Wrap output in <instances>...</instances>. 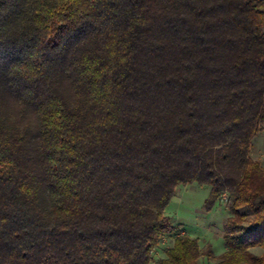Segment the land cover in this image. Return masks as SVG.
Returning <instances> with one entry per match:
<instances>
[{"label": "trees", "instance_id": "1", "mask_svg": "<svg viewBox=\"0 0 264 264\" xmlns=\"http://www.w3.org/2000/svg\"><path fill=\"white\" fill-rule=\"evenodd\" d=\"M259 132L264 0H0V264H151L193 183L225 252L158 264H264Z\"/></svg>", "mask_w": 264, "mask_h": 264}, {"label": "rangeland", "instance_id": "2", "mask_svg": "<svg viewBox=\"0 0 264 264\" xmlns=\"http://www.w3.org/2000/svg\"><path fill=\"white\" fill-rule=\"evenodd\" d=\"M251 157L264 167V132H259L252 140ZM210 188L193 183L180 186L166 209V215L178 230L164 234L159 245L153 251V263L158 264L166 258L165 251L171 248L178 234L187 233L199 240L202 251L213 250L216 257L225 252L223 238L224 223L230 216L227 209V194L216 204L212 211H207L205 202ZM254 252L260 253L259 250ZM216 260L202 257L200 264H215Z\"/></svg>", "mask_w": 264, "mask_h": 264}]
</instances>
